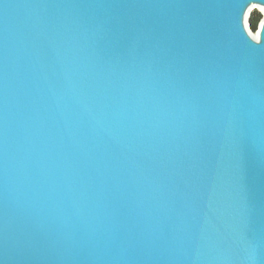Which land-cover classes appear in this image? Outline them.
<instances>
[{
    "label": "water",
    "instance_id": "1",
    "mask_svg": "<svg viewBox=\"0 0 264 264\" xmlns=\"http://www.w3.org/2000/svg\"><path fill=\"white\" fill-rule=\"evenodd\" d=\"M264 0H0V264H264Z\"/></svg>",
    "mask_w": 264,
    "mask_h": 264
},
{
    "label": "trees",
    "instance_id": "2",
    "mask_svg": "<svg viewBox=\"0 0 264 264\" xmlns=\"http://www.w3.org/2000/svg\"><path fill=\"white\" fill-rule=\"evenodd\" d=\"M262 20V15L259 12H254L250 18V25L251 28L256 31L258 29V26Z\"/></svg>",
    "mask_w": 264,
    "mask_h": 264
},
{
    "label": "bare ground",
    "instance_id": "3",
    "mask_svg": "<svg viewBox=\"0 0 264 264\" xmlns=\"http://www.w3.org/2000/svg\"><path fill=\"white\" fill-rule=\"evenodd\" d=\"M255 9H262L264 11V8L260 7L259 5L253 4L249 7V12L254 11Z\"/></svg>",
    "mask_w": 264,
    "mask_h": 264
},
{
    "label": "rangeland",
    "instance_id": "4",
    "mask_svg": "<svg viewBox=\"0 0 264 264\" xmlns=\"http://www.w3.org/2000/svg\"><path fill=\"white\" fill-rule=\"evenodd\" d=\"M254 12H259V11H258L257 9H255L254 11H252L251 14H250V16H249V20H250L252 14H253Z\"/></svg>",
    "mask_w": 264,
    "mask_h": 264
}]
</instances>
